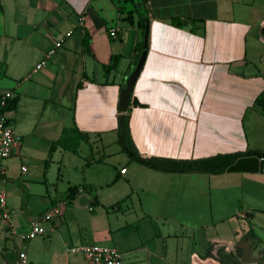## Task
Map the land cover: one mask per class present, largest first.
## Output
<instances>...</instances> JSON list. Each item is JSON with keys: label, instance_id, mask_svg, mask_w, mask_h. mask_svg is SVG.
<instances>
[{"label": "crops", "instance_id": "1", "mask_svg": "<svg viewBox=\"0 0 264 264\" xmlns=\"http://www.w3.org/2000/svg\"><path fill=\"white\" fill-rule=\"evenodd\" d=\"M140 20L148 22L145 56L123 112L138 154L190 160L264 151V112L253 103L264 93V0H0V95L15 98L5 113L21 137L0 161L16 233L0 219V264H15L19 250L29 264H56L59 252L82 243L110 244L122 264H264V237L255 231L264 229L263 173L204 185L195 178L203 173L159 171L114 153L101 184L103 156H92L80 164L79 185L59 198L49 192L67 152L57 142L64 128L91 152L116 140L118 91L143 48ZM112 57L115 67L103 69ZM42 186L59 213L41 221L42 235L20 240L35 218L21 203L29 211L27 196L42 197ZM226 191L238 192L226 199L239 208L219 224L232 215L242 221L223 231L213 215L216 194ZM110 203L118 207L111 217L101 210ZM74 257L66 264H84Z\"/></svg>", "mask_w": 264, "mask_h": 264}, {"label": "rangeland", "instance_id": "2", "mask_svg": "<svg viewBox=\"0 0 264 264\" xmlns=\"http://www.w3.org/2000/svg\"><path fill=\"white\" fill-rule=\"evenodd\" d=\"M252 41V39H250ZM100 142V141H99ZM264 142V139L263 141ZM101 143V142H100ZM64 149L67 150V152H65L64 157H63V164L60 165L59 171H58V175L57 173L55 174V172L51 171V177H50V181L51 184H49L50 189L49 192H51V195L53 197H60L63 195L64 193V189L65 187H67L68 185H72V184H80L81 182V178H80V164L85 161L90 159V157H99L100 155L103 156L101 158V165L100 167H103L102 170V175L99 176L98 180L99 184H101L102 182H104V180H106L109 177V172L112 171L113 169L110 167V165H108V161H109V157H113L116 154L117 155H123L125 157V159L127 160L128 157L126 156V154L124 152L121 151L119 145L116 143L115 139H112V141L110 142L109 145L107 146H103L101 144V146L97 145L95 147L92 148V152L88 150V142L85 140H82L80 138L74 137L73 134L69 133L67 135H65V139H64ZM101 147V148H100ZM130 160V159H129ZM126 164V163H124ZM123 165V164H121ZM198 173H203V174H198L197 178L199 182H201L204 185H207L209 182H215V181H224V180H231V181H236L239 182L238 178L240 177V175H253V173H248L247 172H221L219 174H209L206 172H198ZM244 173V174H242ZM95 175V173H94ZM195 175V174H194ZM55 176H57V178H55ZM247 177V176H244ZM1 186V185H0ZM3 188V187H2ZM42 190L41 191V196L42 197H35V196H27V200L29 203V206L31 207L29 209V211L25 208V203H21V208L23 209L25 214H31L34 217H38L40 215H42L46 210H48V206L50 203V199L47 196V194H45L44 192V186H42ZM236 191L231 192V191H226V192H221L219 194H216V196L218 195V197H220L219 201V208H217L216 213L213 215V220L216 221L217 223L216 226H218V228L224 229L229 226H231L230 228H236L237 226L239 227L241 224V219H237L234 217V215H232V219L230 220V222L228 223H222L219 224V220L223 219L224 217L226 218L228 215L233 214L234 212H236L238 205L236 204V209L233 207L234 206V200L237 196ZM233 201H229V199L226 198H232L234 197ZM60 199H58L57 201H59ZM227 200V201H226ZM236 202V201H235ZM56 204H58L56 202ZM92 207H89L88 210H91ZM118 207L115 203H110L108 205H103L101 210L103 212V214H108L109 217H111L115 212H118ZM18 210H15L13 208V212H17ZM57 217V216H55ZM54 217V218H55ZM228 218V217H227ZM54 220V219H53ZM45 225H49L50 221H45L44 222ZM215 229V228H214ZM223 234H228V232H223ZM256 233L261 237V235L264 237V229L263 228H255ZM45 238V237H44ZM82 244H93V243H82ZM97 244H101V245H106V246H110V244L108 243H97ZM188 244V242H187ZM186 244V245H187ZM10 243H6V247H9ZM29 254H27V258H29ZM59 256V261L56 262V264H66L68 262L69 259H73L75 258L74 255L70 254L69 252L67 253L66 251L64 252V250H62V252L58 254ZM47 263L51 264L50 261L52 259H49V257H46ZM27 264H29V262H27ZM30 264H39L36 261H32ZM54 264V263H53Z\"/></svg>", "mask_w": 264, "mask_h": 264}, {"label": "built area", "instance_id": "3", "mask_svg": "<svg viewBox=\"0 0 264 264\" xmlns=\"http://www.w3.org/2000/svg\"><path fill=\"white\" fill-rule=\"evenodd\" d=\"M82 16L78 17L79 23H81ZM118 29L110 28L108 30V36L115 37ZM70 31L65 32L61 37L54 40L52 47L45 53L44 59L38 61L33 70L40 68L45 63V58H47L55 48L59 47L63 41V38L68 36ZM9 97V93L0 95V109L4 106L6 98ZM21 137L17 134L11 124L8 121L5 111L0 110V161L9 157L12 148L20 141ZM23 169V167H22ZM124 168L119 170V173H123ZM59 204L51 206L42 215L33 218L30 221L29 229L21 234H18L20 240L31 239L37 235H42L45 229L41 225V221H47L53 216L57 215L59 212ZM0 219L8 227L9 235L16 234L12 225L10 224V214L5 205V193L0 189ZM67 251L72 255L79 256L84 264H122L121 253H119L115 248L100 245V244H77L70 245L67 247ZM15 264H27V259L25 252L19 250L16 255Z\"/></svg>", "mask_w": 264, "mask_h": 264}, {"label": "trees", "instance_id": "4", "mask_svg": "<svg viewBox=\"0 0 264 264\" xmlns=\"http://www.w3.org/2000/svg\"><path fill=\"white\" fill-rule=\"evenodd\" d=\"M174 25H180L179 22L173 20ZM138 27L142 30L144 27V22L139 21ZM140 45V44H139ZM115 58L112 57L110 64L102 65L103 69H109L115 67ZM253 103L260 106L264 112V93H259L255 96ZM15 107V98L6 100L4 106L0 109L1 111H6L13 109ZM116 143L119 145L122 152L126 154L128 159L143 165L145 167L165 171V172H206L209 174H219L224 172V169L227 165L232 163L237 157L254 155L258 158H264V151L258 150H245L243 152H229V153H217L214 155L190 159V160H169L158 157L144 158L141 157L136 151L129 134L128 128V115L126 113L120 112L116 116ZM68 130L63 129L62 135L58 138L57 142L64 144L65 135ZM55 142H51L49 152L54 148ZM49 157V154H48ZM47 160H44V166L47 164ZM75 188L70 186L66 189V195L64 200L68 201L71 199ZM234 264V263H231Z\"/></svg>", "mask_w": 264, "mask_h": 264}, {"label": "water", "instance_id": "5", "mask_svg": "<svg viewBox=\"0 0 264 264\" xmlns=\"http://www.w3.org/2000/svg\"><path fill=\"white\" fill-rule=\"evenodd\" d=\"M148 22L144 23V30L142 35V50L140 51L136 63L132 70L125 77L124 84L119 88L118 91V101L117 110L119 112H124L129 103L130 94L134 81L141 69L144 56H145V46L147 38ZM261 36L264 33V23L261 27ZM264 42V40H262ZM225 172H247V173H263L264 174V158H258L254 155L240 156L237 157L232 163L227 165L224 169Z\"/></svg>", "mask_w": 264, "mask_h": 264}]
</instances>
